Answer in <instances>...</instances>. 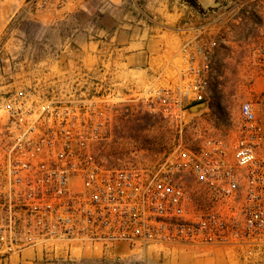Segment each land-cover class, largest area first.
I'll use <instances>...</instances> for the list:
<instances>
[{
  "label": "built area",
  "instance_id": "2783aa9c",
  "mask_svg": "<svg viewBox=\"0 0 264 264\" xmlns=\"http://www.w3.org/2000/svg\"><path fill=\"white\" fill-rule=\"evenodd\" d=\"M219 0L203 21L181 26L182 65L174 81L119 89L109 73L39 78L0 96V264L26 250L225 246L264 264V36L249 52L263 79L239 105L234 138L182 136L149 167L107 164L96 150L120 105L182 119L206 101L218 30L239 15ZM212 31V32H211Z\"/></svg>",
  "mask_w": 264,
  "mask_h": 264
},
{
  "label": "crops",
  "instance_id": "0c3cea01",
  "mask_svg": "<svg viewBox=\"0 0 264 264\" xmlns=\"http://www.w3.org/2000/svg\"><path fill=\"white\" fill-rule=\"evenodd\" d=\"M32 1L0 0V69L26 61L40 69H34L28 78H20L18 71L0 75L2 80L11 79L0 88L88 73L111 74L119 89L166 85L174 81L182 65L179 48L190 32L180 30L181 26L195 23L198 11L182 0H45L40 9H31L35 3L27 9ZM196 2L205 10L219 0ZM23 10L27 14L19 17ZM12 20H26L27 25L21 27L19 22L11 27ZM52 35L55 39L50 42ZM126 246L121 244L117 249L126 251ZM207 247L204 255H180L173 264H249L231 247ZM98 249L61 245L47 257L39 249L26 250L12 256L9 264H49L58 257L96 256ZM117 249L110 254L124 255ZM99 253L105 254L102 250Z\"/></svg>",
  "mask_w": 264,
  "mask_h": 264
},
{
  "label": "rangeland",
  "instance_id": "374dc122",
  "mask_svg": "<svg viewBox=\"0 0 264 264\" xmlns=\"http://www.w3.org/2000/svg\"><path fill=\"white\" fill-rule=\"evenodd\" d=\"M44 1L33 0L27 5V9L32 3L36 5H32L31 9H40ZM234 3L240 5L239 15L222 24L218 30H212L218 43L213 56L207 106L198 112H185L182 119H174L152 114L133 100L120 105L107 139L96 150L102 161L117 166H152L176 144L180 129L189 146L199 144L207 136H219L228 140L234 138L240 121V103L255 98L263 86L262 77L250 62L249 52L264 36V0H235ZM185 4L192 7L186 2ZM216 7L217 4L205 10L193 7L198 10L195 23L203 21L205 16L202 11H211ZM25 11H21L18 16L26 15ZM19 22L12 20L10 25L17 26ZM20 23L21 27L27 25L26 20ZM48 39L51 42L55 37L52 35ZM26 62L8 64L1 68V77L14 75L18 71L20 78H28L35 73L34 69H40L39 66ZM9 80L11 79L8 77L4 80L1 78L0 86L8 85ZM9 89L10 86L1 87L0 96ZM0 116H4L1 110ZM205 246H150L134 249L126 246L124 250L128 252L117 249L124 253L120 257L110 253L102 255L98 249L96 256L88 253L83 257H58L53 258L49 264H173L174 259L180 255H204L208 248ZM156 253L159 257H155Z\"/></svg>",
  "mask_w": 264,
  "mask_h": 264
},
{
  "label": "water",
  "instance_id": "95a60500",
  "mask_svg": "<svg viewBox=\"0 0 264 264\" xmlns=\"http://www.w3.org/2000/svg\"><path fill=\"white\" fill-rule=\"evenodd\" d=\"M207 106L206 101H202V102H196L193 103L191 105H189L186 109L185 112L186 113H191L193 111L198 112L199 110H201L202 108H205Z\"/></svg>",
  "mask_w": 264,
  "mask_h": 264
},
{
  "label": "trees",
  "instance_id": "16d2710c",
  "mask_svg": "<svg viewBox=\"0 0 264 264\" xmlns=\"http://www.w3.org/2000/svg\"><path fill=\"white\" fill-rule=\"evenodd\" d=\"M184 2H186L188 5L198 9V10H202V8H200L199 4L196 2V0H182ZM149 117V116H148Z\"/></svg>",
  "mask_w": 264,
  "mask_h": 264
}]
</instances>
